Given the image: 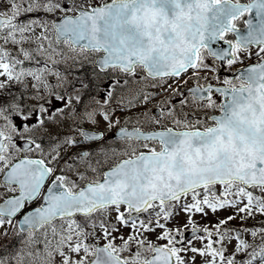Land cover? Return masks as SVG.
<instances>
[{
  "label": "snow or ice",
  "instance_id": "6c2138e0",
  "mask_svg": "<svg viewBox=\"0 0 264 264\" xmlns=\"http://www.w3.org/2000/svg\"><path fill=\"white\" fill-rule=\"evenodd\" d=\"M0 264H264V0H0Z\"/></svg>",
  "mask_w": 264,
  "mask_h": 264
}]
</instances>
